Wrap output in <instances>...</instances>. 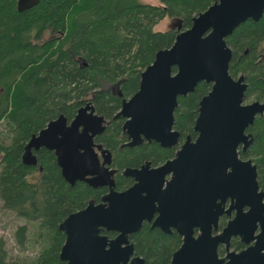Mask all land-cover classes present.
<instances>
[{
    "label": "trees",
    "instance_id": "obj_1",
    "mask_svg": "<svg viewBox=\"0 0 264 264\" xmlns=\"http://www.w3.org/2000/svg\"><path fill=\"white\" fill-rule=\"evenodd\" d=\"M214 1L158 0L157 5L141 0H39L19 12L17 0H0V124L6 132L0 139V200L4 209L37 226L31 240L44 244L27 262L8 259L0 238V264H63L59 251L65 235L59 224L89 197L98 198L100 191L80 182L70 186L52 151H33L36 162H24L22 154L30 138L59 114L72 118L87 100L98 114L111 120L122 98L137 91L140 74L155 53L173 44L177 26L180 30L190 27L193 17ZM165 18L177 24L155 30ZM225 41L231 49L229 74L245 76L246 99L263 100L264 11L257 21L241 23ZM116 84L121 97L110 88ZM210 88V83L202 81L178 97L173 126L181 136H195L199 100ZM248 131L254 135L249 154L264 179V116H257ZM104 138L111 139L119 170L149 152L144 147L118 150L124 136L114 122L98 140ZM159 153L165 155V150ZM26 233L27 225L16 228L19 246L26 245ZM130 238L146 264H166L168 248L176 241L173 235L148 226Z\"/></svg>",
    "mask_w": 264,
    "mask_h": 264
},
{
    "label": "water",
    "instance_id": "obj_2",
    "mask_svg": "<svg viewBox=\"0 0 264 264\" xmlns=\"http://www.w3.org/2000/svg\"><path fill=\"white\" fill-rule=\"evenodd\" d=\"M38 1L17 0V10L29 9ZM263 11L264 0H215L193 17L190 27L180 30L177 26L173 44L155 53L140 74L137 91L123 100L118 112L126 118L123 130L130 139L126 145L141 143V135L161 146L174 145L179 136L173 129L178 97L192 92L199 82L211 84L199 100L195 140L187 138L175 157L160 167L125 170V174L131 173L138 181L143 177L159 178L161 207L154 225L165 231L172 225L183 237L181 249L174 254L171 264H264V253L251 250L238 255L229 253L226 261L218 259L216 245L223 236L238 232L240 215L221 234L213 236L212 226H216L218 214H206L219 193L239 201L249 197L241 190L244 185L248 183L252 191L257 188L255 166L237 158V147L243 143L245 148L251 142L245 130L255 116L264 112V102L243 104L247 85L243 75L234 79L229 74L231 49L225 38L248 19L257 21ZM102 121L88 103L77 110L68 125L60 114L25 145L23 160L28 156L30 164L35 163L32 148L52 150L62 177L70 185L83 180L93 187L110 186L103 202L91 201L59 224L65 235L59 258L65 264H127L133 251L127 235L139 229L143 217L150 220L153 212L151 209L145 214L142 210L139 182L125 192L113 190L114 183L108 178L113 170L100 165L92 149L91 138L103 130ZM169 173L171 178L162 189L164 176ZM194 227L200 230L197 236ZM102 230H114L118 235L108 239L100 233ZM263 233L262 230L259 236L264 239ZM130 263L144 264L139 257L132 258Z\"/></svg>",
    "mask_w": 264,
    "mask_h": 264
},
{
    "label": "flooded vegetation",
    "instance_id": "obj_3",
    "mask_svg": "<svg viewBox=\"0 0 264 264\" xmlns=\"http://www.w3.org/2000/svg\"><path fill=\"white\" fill-rule=\"evenodd\" d=\"M46 37H48V35H46ZM245 53H246V50H245ZM240 75H243V74L241 73V74H238L236 77H233V76L232 77L234 79H237ZM243 77H244L243 82H245L247 85L246 89L244 91L243 104H248V103H251L253 101L264 102V99L263 100L253 99L251 102L245 103V101L247 100L245 98V92H246L247 87H248V82L245 80L244 75H243ZM110 88L114 92L117 91V94L120 97L122 96L120 89H119V85L116 84V86H112ZM128 98L129 97L122 98L120 107L115 113H113L111 120L107 119L106 117H104L101 114H98L95 111L94 105L90 100H87V102H85L83 105L78 107L77 110L81 107L86 106V104L89 103L94 109V114L101 116L103 118V121L101 122V126H103V130L100 133L94 135L91 138V142L93 144L92 149L97 154L99 164L102 165L103 167L107 168L109 171L113 170V172L109 173V176H108V178L110 180H112L114 183L113 190L115 192H125L128 189H130L131 187H133L135 185V183L139 182L140 189H141V193L139 195V202H140V204H142L141 206H143L142 210H144L145 214L149 213V211L151 209L153 211L151 213L150 220L143 217L139 229L137 231L129 233L127 235L129 244H132V249H133L132 255L130 256V259H129L127 264H131L130 260L134 257H139V258L143 259L144 264H146L145 258L143 256L135 253L134 243L131 241V238H130L132 234L137 233L144 226H148L150 229H153V228L158 229L160 232H162L163 234H165L167 236L173 235L175 237V240H176L175 243H173V244H171V246H169L168 256H167V258H165V260H163V263L171 264L174 254L179 249H181V246L183 244V237L181 234H179L177 232L176 228L172 225L167 227L168 228L167 231H165L164 229H162L160 226H158L156 224L154 225V222H156V219L160 215L159 208L161 207L159 204V200H158L159 194L157 192V188H158V184H159V178L157 176H155V177H143L140 181H138L133 175H131V173L125 174V170L126 169L141 170V168L145 167V166L149 170H152V169H155L157 167L162 166L165 162L172 160L175 157L176 152L180 149L181 145L184 143V141L187 138H189L190 141H194L195 138L197 137V132H194L195 133L194 137H192L189 134H187L186 136H181L180 132L178 130L174 129V126H173V129L178 131V133H179L178 142L174 145L161 146L155 140H153V139L147 140L142 135H141V137H142L143 141L141 143L135 144L132 146L126 145V143H128L130 141V139L127 137L125 131L123 130V125L126 121V118L123 117L122 115H118V112L121 109L123 100H127ZM77 110L75 111L73 117L70 119L66 118L62 114L66 118V124L67 125L74 118ZM257 116H264V112L261 115H257ZM257 116H255V118ZM111 122H114V124L116 126H118V125L120 126L122 135L124 136V139L118 145V148H117L118 150H121L122 148H125V147L127 149L128 148L144 147L145 149L149 150V152L147 153V156L146 157L142 156L141 159L138 158L137 162L135 164H133L132 166H125L124 168L119 170L114 165L116 154L111 149V143H110L111 139L104 138L103 140L100 139L101 141L98 140V138L106 132L107 127L110 125ZM173 124H174V122H173ZM249 126L245 130V134L250 135L249 139L251 140V142L245 148H244L243 143L238 145V147H237V158L243 162L250 161L251 165L255 166L256 183H257L256 190L252 191L249 184L247 183L246 185H244L241 188V190L243 192H245L246 194H248L249 197L244 196V199L239 200V201H237L235 197L232 198L230 196H224L222 193H219L211 201L212 205L209 208L210 212L207 213L205 211L207 215L218 214L216 226L215 227L212 226L211 234L213 236L221 234L223 232V230L226 228V226L228 225V223L230 221H232L236 217L237 214L240 215L241 224L239 225V228L236 229L239 233L236 232L235 234H231L229 237L223 236V240L219 241L216 245L217 258L218 259H224L225 258V261L228 260V254L229 253H234V254L238 255V254H242V252L244 253L248 250H251L252 253L253 252L254 253H264V239L261 236H259L261 234L262 230L264 232V179L261 178L259 175L258 163H256L254 161L253 157H251L249 154V151L251 150L252 144L254 141L253 133L248 131ZM80 130H81V127H80ZM88 134H90V132ZM28 142H27V144H28ZM41 148L49 150L45 147H40L39 149L32 148L30 151L33 154V151L34 152L38 151ZM159 150H165V155L160 154ZM24 151H25V146H24ZM49 151H52V150H49ZM101 151H103V153ZM52 153L54 154L53 151H52ZM33 155H35V154H33ZM23 156H24V152L22 154V159H23ZM54 156H55V154H54ZM108 159H109V162L107 163ZM24 160H23L24 162L30 164L27 161H31V158H29L27 156L24 158ZM55 160H56V156H55ZM56 164H57V160H56ZM57 166H58V164H57ZM59 169H60V167H59ZM227 170H230V168H228ZM60 173H61V170H60ZM88 177H90V176H88ZM170 178H171V173L164 176L163 184L161 187L162 189H164L166 187L167 181H169ZM77 182L83 183L86 186H89L90 188H92L93 190H100V191L98 193V198H95L92 196L89 197L87 199L86 204L82 208L77 209L76 211H80V210L85 209L87 207L88 203L91 201L94 204H98V203L103 202L102 198L104 196L108 195L110 192V186L109 185H100L98 187H93L83 180H77L73 185H75ZM73 185H70V186H73ZM131 203H132V201H131ZM76 211H74V212H76ZM245 213H247V214H245ZM193 229H194V236H197L199 234L200 230L196 227H194ZM250 229L252 230L251 232H250ZM100 233L107 236L108 239H114L118 235V232H116L114 230H109V231L102 230ZM263 235H264V233H263ZM62 262H63V264H65L64 261H62Z\"/></svg>",
    "mask_w": 264,
    "mask_h": 264
},
{
    "label": "rangeland",
    "instance_id": "obj_4",
    "mask_svg": "<svg viewBox=\"0 0 264 264\" xmlns=\"http://www.w3.org/2000/svg\"><path fill=\"white\" fill-rule=\"evenodd\" d=\"M144 3L159 4L158 0H141ZM177 24V21L173 18H165L157 23L154 27L155 30L165 31ZM48 38V37H44ZM264 45V42H263ZM253 99H247L245 103L251 102ZM6 136L5 128L0 124V139L3 140ZM36 175L30 177L31 180L35 179ZM27 225L26 233V245L19 246L15 240L14 232L18 226ZM38 227H34L29 224L25 219L18 217L13 211L4 209L0 200V238L5 242V248L7 251L8 259H20L31 262L40 250L42 249L41 243H35L31 240V235H34V231H37Z\"/></svg>",
    "mask_w": 264,
    "mask_h": 264
}]
</instances>
